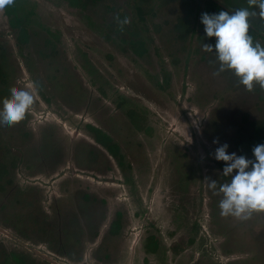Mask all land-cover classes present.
<instances>
[{
    "label": "rangeland",
    "instance_id": "1",
    "mask_svg": "<svg viewBox=\"0 0 264 264\" xmlns=\"http://www.w3.org/2000/svg\"><path fill=\"white\" fill-rule=\"evenodd\" d=\"M18 1L25 43L13 15L0 13V74L9 77L0 110L15 89L35 101L0 130V158L15 162L0 179V264H264V211L221 216V194L206 181L230 180L214 158L220 144L249 159L264 144V88L245 90L231 71L214 75L216 56L203 44L215 38L201 23L203 13L249 8L253 42L264 46L259 8ZM176 24L188 26L183 37ZM86 125L109 136L121 166Z\"/></svg>",
    "mask_w": 264,
    "mask_h": 264
},
{
    "label": "clouds",
    "instance_id": "2",
    "mask_svg": "<svg viewBox=\"0 0 264 264\" xmlns=\"http://www.w3.org/2000/svg\"><path fill=\"white\" fill-rule=\"evenodd\" d=\"M16 0H0V13L14 7ZM250 5L259 8L264 17V0H249ZM255 11L239 8L232 12L203 13L201 23L208 38H215V44H203V49L216 56L218 67L214 75L231 71L251 92L259 85L264 88V46L253 42L250 34V17ZM117 21L127 24L128 20ZM10 99L4 101L0 110V130H6L22 122L34 104L35 97L24 88L15 89ZM219 144V141H213ZM228 144H220L214 153L215 160L224 163L222 175L230 177L228 182L217 185L216 180L206 178L208 187L221 194L220 215L247 220L254 212L264 211V144L252 149L253 159L228 151Z\"/></svg>",
    "mask_w": 264,
    "mask_h": 264
},
{
    "label": "trees",
    "instance_id": "3",
    "mask_svg": "<svg viewBox=\"0 0 264 264\" xmlns=\"http://www.w3.org/2000/svg\"><path fill=\"white\" fill-rule=\"evenodd\" d=\"M214 2H215L214 4L217 3L216 1H214ZM21 11L25 12V8L24 7L22 8V5L18 0H16L15 6L8 10V12H10V14L13 15V19L11 20L12 26L18 28L16 39H17V43H19V44L25 43L27 40V32H26V28L24 27V25L26 24L25 18L27 17V14L23 13V17L21 15H17V13H20ZM136 11L138 12V14H139L138 16L141 19L140 14H143L146 11V9H144L143 7H138V9H136ZM136 13H134V14L136 15ZM140 19H139V21H140ZM188 30H189L188 26H186L184 24H176V26H175V31H177V34L180 37H183V34L188 32ZM140 44H141V42H139V46H140ZM140 47H142V46H140ZM160 73L162 75H165V72L163 70H161ZM165 78H167V77L165 76L164 79ZM8 83H9V77L6 74H4V75L0 74V94H5V95L7 94ZM45 101H47L46 98H45ZM86 128H87V131H88L90 137L94 140V142L97 143L98 145L102 146L103 148H105L110 153V155H112L113 157H116L118 159L117 160L118 163L121 166L122 160H120L118 158L119 155L117 153V146L114 144H111L109 136H107L103 131H101L97 127H93L91 125H86ZM8 155L9 154L7 152V154L4 156V158H0V179H2L1 175L6 174L8 171H10L14 168V165H15L14 158L8 157ZM0 191H3L2 187H0ZM118 229H119V224L117 223V221H114L112 223L111 228H110V232H116ZM19 261L26 263L23 258H22V260L20 259Z\"/></svg>",
    "mask_w": 264,
    "mask_h": 264
},
{
    "label": "bare ground",
    "instance_id": "4",
    "mask_svg": "<svg viewBox=\"0 0 264 264\" xmlns=\"http://www.w3.org/2000/svg\"><path fill=\"white\" fill-rule=\"evenodd\" d=\"M6 67V66H5Z\"/></svg>",
    "mask_w": 264,
    "mask_h": 264
},
{
    "label": "flooded vegetation",
    "instance_id": "5",
    "mask_svg": "<svg viewBox=\"0 0 264 264\" xmlns=\"http://www.w3.org/2000/svg\"><path fill=\"white\" fill-rule=\"evenodd\" d=\"M94 127V126H93Z\"/></svg>",
    "mask_w": 264,
    "mask_h": 264
}]
</instances>
